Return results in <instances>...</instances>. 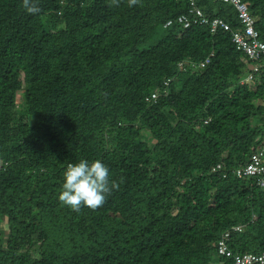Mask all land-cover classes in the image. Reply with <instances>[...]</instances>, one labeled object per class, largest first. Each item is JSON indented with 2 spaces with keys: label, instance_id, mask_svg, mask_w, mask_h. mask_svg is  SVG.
<instances>
[{
  "label": "trees",
  "instance_id": "1",
  "mask_svg": "<svg viewBox=\"0 0 264 264\" xmlns=\"http://www.w3.org/2000/svg\"><path fill=\"white\" fill-rule=\"evenodd\" d=\"M245 1L264 40V0ZM30 3L0 0V264L230 263L227 230L264 252V188L234 172L264 144V65L241 82L233 32L183 27L188 0ZM197 5L238 28L234 6ZM80 158L116 185L96 209L58 198Z\"/></svg>",
  "mask_w": 264,
  "mask_h": 264
},
{
  "label": "built area",
  "instance_id": "2",
  "mask_svg": "<svg viewBox=\"0 0 264 264\" xmlns=\"http://www.w3.org/2000/svg\"><path fill=\"white\" fill-rule=\"evenodd\" d=\"M230 4L236 9V21H238V28H232L231 23L221 16H216L212 19L207 17L203 11L196 6V0H189L191 5V12L193 17L188 15H181L178 17L179 22L183 23L185 27L191 25V21L210 23L211 30L216 31L218 28L233 32V41L237 47L244 50L251 60H253V70L241 80V82L251 81L254 77V71H258L264 65V40L260 38V33L256 29V18L253 16L248 8L245 0H215ZM172 21H168L170 24ZM211 60L207 57L201 62V66H205ZM181 64V63H180ZM156 97V93H152V98ZM149 99V97H147ZM223 168L222 163L216 164L212 170V174H216ZM239 178H253L258 185L264 188V144L260 145L251 155L250 160L240 165L234 170ZM226 173H224V176ZM242 226H234V230H241ZM231 231H225L216 243V250L218 256L230 258L232 262L221 261L219 264H264V252H235L229 245V238Z\"/></svg>",
  "mask_w": 264,
  "mask_h": 264
},
{
  "label": "clouds",
  "instance_id": "3",
  "mask_svg": "<svg viewBox=\"0 0 264 264\" xmlns=\"http://www.w3.org/2000/svg\"><path fill=\"white\" fill-rule=\"evenodd\" d=\"M215 2L220 3L218 1ZM24 6L30 13L39 11L37 6L30 3V0H24ZM196 6L199 7L197 0ZM199 8L202 10L201 7ZM190 10L191 5L189 12L183 15L193 17V13ZM203 13L205 14L204 11ZM170 24L166 23V25ZM182 25L185 27L183 23ZM63 177L64 181L58 198L74 211H79L82 206L96 209L105 202L107 194L116 186L115 182L111 180L108 164L101 158H80L75 162L69 163L64 170Z\"/></svg>",
  "mask_w": 264,
  "mask_h": 264
},
{
  "label": "rangeland",
  "instance_id": "4",
  "mask_svg": "<svg viewBox=\"0 0 264 264\" xmlns=\"http://www.w3.org/2000/svg\"><path fill=\"white\" fill-rule=\"evenodd\" d=\"M256 102H259L258 100H256ZM23 103V101H22V99H21V104ZM2 229H4V230H8V223L6 222V221H4L3 223H2ZM7 236V233H5V237ZM33 252H34V254H36L37 255V251L36 250H33Z\"/></svg>",
  "mask_w": 264,
  "mask_h": 264
}]
</instances>
